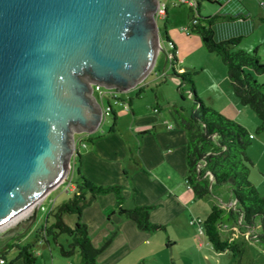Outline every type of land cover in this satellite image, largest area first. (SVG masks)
Instances as JSON below:
<instances>
[{
	"label": "water",
	"instance_id": "water-1",
	"mask_svg": "<svg viewBox=\"0 0 264 264\" xmlns=\"http://www.w3.org/2000/svg\"><path fill=\"white\" fill-rule=\"evenodd\" d=\"M158 7L0 0V230L32 223L67 179L75 136L103 121L93 86L127 92L151 74L163 51Z\"/></svg>",
	"mask_w": 264,
	"mask_h": 264
},
{
	"label": "crops",
	"instance_id": "crops-1",
	"mask_svg": "<svg viewBox=\"0 0 264 264\" xmlns=\"http://www.w3.org/2000/svg\"><path fill=\"white\" fill-rule=\"evenodd\" d=\"M260 1L212 0L211 3L218 5L216 14L240 17L238 20L215 25V39L225 41L241 37L242 41L252 34L259 33L261 36L258 42L241 44L240 48L260 55L264 46V10L260 6ZM201 6L202 4H200V10ZM171 33L172 41L176 45L177 59L206 49L201 38L189 33L188 27H185L183 32L174 30ZM209 54L213 53L209 52ZM205 58L212 60L218 69L219 76L214 81V88L221 89L222 101L219 104L221 113L245 127L255 145L264 147V134L256 135L257 137L254 134L260 121L253 111L242 105L231 91L228 75L221 59H218L219 56H205ZM192 67L194 70L204 69L200 63H195ZM186 70V66L179 69L180 72ZM248 72L264 84V74L255 75L251 70ZM142 95V93L140 96L137 95L136 99L131 94L128 97H118L119 104L124 107L119 110L113 108L117 113L116 132L111 133L107 130L92 136L81 135L82 140L90 137L96 139L94 142L84 141L78 147L81 155L80 168L83 175L97 185L123 186L126 208L153 206L150 220L163 228L156 232L140 230L135 222L119 215L115 210L116 195L114 193L100 195L83 211L81 218V221L87 225L95 247H102L112 237L110 244L98 256L99 264H159V253L165 243L162 231H170L185 238L195 237L197 232L195 226L198 224L200 233L204 234L201 232L200 223L207 218L215 205L207 201L208 197L198 199L189 187L186 162L188 138L171 108L172 100L163 99L161 102L156 100L144 103L145 96ZM216 103V101L212 102L214 108ZM75 160L78 165V160ZM77 177L78 173L77 175L73 173L72 183L68 186L66 195L61 193L51 199L57 186L49 191L39 207L47 198L51 199V209L66 202L68 193L75 192ZM20 225L17 224L16 227ZM3 238H14V245H21L22 242L21 233L17 234V232ZM166 239L170 241V234ZM38 241L40 244L42 242V249L40 254L36 253L35 264L80 263L79 253L74 254L73 259L69 260L60 256L57 250L52 249L50 242ZM8 244L0 250L7 252ZM4 259L7 263L6 256ZM13 264L25 263L23 260H17Z\"/></svg>",
	"mask_w": 264,
	"mask_h": 264
},
{
	"label": "trees",
	"instance_id": "trees-1",
	"mask_svg": "<svg viewBox=\"0 0 264 264\" xmlns=\"http://www.w3.org/2000/svg\"><path fill=\"white\" fill-rule=\"evenodd\" d=\"M202 1L212 2V0ZM200 4L196 10H190L191 24L188 26V31L201 38L207 51L215 53L221 58L227 69L233 93L242 105L249 106L255 112L260 121L256 134H264V85L258 83L253 74L248 72L251 70L257 75H263L264 65L260 63L256 52L249 53L237 49L241 37L225 41L215 39V25L225 21L238 20L240 17L221 14L202 17ZM165 21V29H167L171 23L167 9ZM166 38L175 52L176 45L167 32ZM177 62L178 59L175 57L173 64ZM173 75L190 85V94L197 107L196 113L189 118L184 117L179 110H174L181 127L187 133V182L190 188L198 199H205L212 194L215 187L230 184L238 207L237 214L230 211V220L238 225V219L242 217V222L251 227L255 225L258 218L260 233L257 235V240L264 244V197L249 179L250 168L254 165L247 153L252 143L250 133L245 127L216 112L198 98L193 73L177 74L174 71ZM142 92L143 88L137 95L140 96ZM109 106V114L113 116L109 132L113 133L117 130V113L112 105L109 104ZM95 139V137H90L83 142H94ZM80 157V152L77 151L75 159L78 160V177L75 181L76 189L73 196L49 211L47 225L38 232V240L57 241L60 235H66L69 238L68 245L67 247L60 246L61 256L67 258L79 253V264H99L98 256L110 244L112 237L102 247H95L87 225L81 221V218L83 211L91 206L100 195L109 193L116 195L115 210L118 214L135 222L140 230L156 232L163 228L150 220L153 206L125 207L123 186H101L85 177L81 172ZM224 211V208L214 205L207 218L200 223L208 243L218 253L232 250L235 247L234 241L222 238L225 225ZM67 214L78 217L74 228L65 223L64 216ZM50 219L52 222L49 224ZM14 247L17 250L16 258L9 263L5 262V264H13L17 260H23L25 264H35L36 257L31 244L24 246L16 244ZM5 256L6 252H2L1 258L4 261Z\"/></svg>",
	"mask_w": 264,
	"mask_h": 264
},
{
	"label": "rangeland",
	"instance_id": "rangeland-1",
	"mask_svg": "<svg viewBox=\"0 0 264 264\" xmlns=\"http://www.w3.org/2000/svg\"><path fill=\"white\" fill-rule=\"evenodd\" d=\"M163 2L168 6L167 8L169 19L171 22L167 26V29H165V19L160 18L157 20L162 39L161 45L163 51L159 52L151 74L148 75L136 88H133L127 92L117 91L118 97H128V95L131 94L132 97L136 99L139 89L143 88L144 90L142 92V96H145V98H143L144 103L155 102L156 100H159L161 102L163 99L172 100L171 108L173 109L175 116L176 113L174 110L176 109L179 110L184 117L189 118L193 116L197 111L195 101L190 95L191 87L189 84L184 83L179 78L174 77L173 72L175 71L177 74L190 72L193 73V79L195 81V88L198 98L202 100L205 105L222 114L219 105L222 101L221 89L214 88V81L219 76L218 69L212 62V60L205 58V56H218H216V54L214 53L209 54V52L205 49L202 50V52H196L193 55L181 57L182 59L178 58V62L172 64L168 57L173 48L172 45L168 43L165 33L167 32L171 40H173L171 32H173L174 30L183 32V29L191 24V18L189 16L191 9L186 4L174 5L171 0H163ZM201 4L202 6L200 15L202 17H210L216 14L218 10L217 4L208 1H201ZM260 36L261 35L259 33L250 35L248 38H245L241 41L237 49L242 50L240 48L241 44L258 42L257 40H260ZM258 57L260 58V63L264 65V46L260 55L258 54ZM218 59L221 58L219 57ZM195 63L202 64L204 66V69H192V65ZM221 63L225 71L227 72V69L224 66L223 62ZM182 66H186L187 70L180 72L179 69ZM194 72L196 73L194 74ZM257 82L262 84L259 81ZM102 89L103 91H106V88ZM96 95H99V93H96ZM214 101L217 102L215 108L212 106V102ZM101 103L104 107H107L110 104L115 110H119L120 108L124 107L123 105L119 104V102L117 103L116 100L112 97H106ZM246 107L253 111L249 106ZM253 113L255 114L254 111ZM112 122L113 116L109 114L105 119H103L99 129L95 133L109 130ZM95 133L87 135H94ZM254 134L255 136L257 135L256 132ZM81 135L78 134L75 136V148ZM247 153L254 163V165L250 168L249 179L255 185L261 196L264 197V147L255 145L254 141L252 140ZM75 161L76 160L73 157L70 162L69 176L53 192L51 199L56 198L57 195L61 193L66 195L65 193H67L66 191L68 189V186L72 183L71 176L73 175V173H76L77 175L78 165ZM72 196L73 194L68 193L66 201L69 200ZM51 199L47 198L44 201L43 205L39 207L37 218L32 223L30 222L28 224H21L17 228V222L15 221L0 230V236H2L0 237V248L9 243V248L6 252L7 263L15 259L17 255V251L13 247L14 238H3L8 234H13L16 232L17 234L21 233V246L31 244L33 246L32 249L35 257L36 253L40 254L42 249V242L40 244V242L37 240V234L45 225H47L48 213L52 207V203L50 201ZM207 199V201L213 202L215 205L225 208L223 220L225 222V225L228 226L226 227L224 225L225 227L222 231V238L224 240L234 241V249L227 250L223 253L216 252L208 243L205 234L200 233V226L196 224L195 227L197 232L195 237L185 238L180 235L177 236L170 231H162V235H164L165 237V243L162 245L161 251L159 253V264H264V244L260 243L257 240V235L260 233L259 219L257 218L255 221V225L251 227L245 225V223L242 222V217L238 219V225L233 224V222L230 220V211H233L235 214L238 213V207L236 206V199L232 194L231 185L225 184L218 188L215 187L212 194ZM77 220L78 217L76 215L67 214L64 216L65 223L71 228L75 227ZM51 222L52 220L50 219L49 224ZM169 234L170 241L166 239L168 238ZM68 240L69 238L66 235H60L57 241H53L50 239L49 242L52 249L57 250V252L61 256L60 246L67 247ZM2 252L5 251L0 250V256ZM73 256L65 258L70 260L73 259Z\"/></svg>",
	"mask_w": 264,
	"mask_h": 264
},
{
	"label": "built area",
	"instance_id": "built-area-1",
	"mask_svg": "<svg viewBox=\"0 0 264 264\" xmlns=\"http://www.w3.org/2000/svg\"><path fill=\"white\" fill-rule=\"evenodd\" d=\"M174 5H188L190 7V9L196 10V8L198 7V4L202 1V0H171ZM260 6L261 8L264 10V0H261L260 2ZM167 4L163 2V0H159V7L156 13V20L162 18L165 19L166 17V8H167ZM177 57V50L175 52H171L169 54V59L172 62V64L174 63V58ZM94 88V95L97 97V100L101 103L106 97H112L113 99L116 100V102H120V99L118 98V94L116 90H111V89H105L106 91H103L102 86L100 85H95L93 86ZM96 93H99V95H96ZM102 104V103H101ZM110 112V106L108 105L107 107L103 106V119H105ZM83 143V140L80 138L79 141L77 142V146L75 148V155L78 151V147L80 146V144ZM190 187V186H189ZM201 232H203V229L201 227ZM0 264H5V261L0 258Z\"/></svg>",
	"mask_w": 264,
	"mask_h": 264
}]
</instances>
